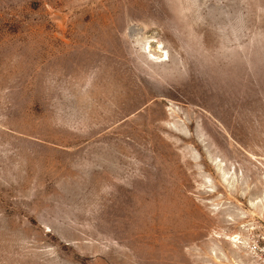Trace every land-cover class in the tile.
<instances>
[{"label":"rangeland","instance_id":"1","mask_svg":"<svg viewBox=\"0 0 264 264\" xmlns=\"http://www.w3.org/2000/svg\"><path fill=\"white\" fill-rule=\"evenodd\" d=\"M264 0H0V264H260Z\"/></svg>","mask_w":264,"mask_h":264},{"label":"built area","instance_id":"2","mask_svg":"<svg viewBox=\"0 0 264 264\" xmlns=\"http://www.w3.org/2000/svg\"><path fill=\"white\" fill-rule=\"evenodd\" d=\"M251 252L256 257L257 261L260 262V264H264V242L261 246L258 244H253L251 247Z\"/></svg>","mask_w":264,"mask_h":264}]
</instances>
